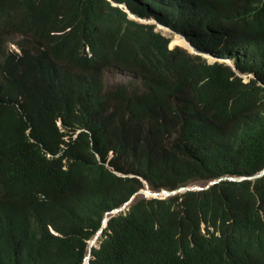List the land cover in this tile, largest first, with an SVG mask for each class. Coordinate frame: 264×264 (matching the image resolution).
<instances>
[{
    "label": "trees",
    "instance_id": "trees-1",
    "mask_svg": "<svg viewBox=\"0 0 264 264\" xmlns=\"http://www.w3.org/2000/svg\"><path fill=\"white\" fill-rule=\"evenodd\" d=\"M114 1L255 79L170 50L107 0H0V264H83L143 181L177 190L264 169V0ZM107 70L138 83L106 87ZM90 264H264V177L139 198Z\"/></svg>",
    "mask_w": 264,
    "mask_h": 264
},
{
    "label": "clouds",
    "instance_id": "clouds-1",
    "mask_svg": "<svg viewBox=\"0 0 264 264\" xmlns=\"http://www.w3.org/2000/svg\"><path fill=\"white\" fill-rule=\"evenodd\" d=\"M110 4H111V6L113 7V8H115V9H118V10H120L121 11V13H123L124 15H125V17H126V19L128 20V21H131V22H134L135 24H138V25H142V26H145V27H147V29H149L152 33H153V36L154 35H161V36H163V37H166V38H168V39H170V42H169V45H168V48L170 49V50H173V49H175V48H179V49H182V50H184V51H186L188 54H190V55H192V56H194V57H198V58H200V59H202V60H205L206 61V63L207 64H209V65H214V64H223V65H226V66H228V67H230L235 73H236V75L238 76V77H240V78H243V80L247 83V82H249L250 81V79H255V74H252V73H242V72H240L239 70H238V68H237V66H236V61H235V59L234 58H230V57H220V56H217V55H215V54H212V53H208V52H204V51H201V50H199V49H197L193 44H192V42L185 36V35H183V34H181V33H179V32H177V31H175L173 28H171L170 26H168V25H166V24H164L163 23V21L161 20V18H160V16H151V17H147V16H144V17H142V16H139V15H137V14H135V13H133L131 10H130V8L128 7V5H127V3L124 1V2H117V1H114V0H107ZM162 26V27H164V28H167V29H169V30H171L172 32H174L176 35H178L182 40H184V42H186L189 46H190V48L192 49V51L191 50H189L188 48H184V47H182V46H180V45H178V44H174L173 43V40L171 39V37H169V36H167L165 33H164V30H160V29H158L157 28V26ZM22 36H18V38H21ZM16 40H18V39H16ZM5 49H6V47H5ZM87 50V52H89V48H87L86 49ZM6 51H7V53H8V51L9 52H16V53H18V54H20V49H19V47H18V45L15 43V42H13V41H11V42H9L8 44H7V49H6ZM109 72H112V73H115V74H120V75H123V76H125V77H127L128 79H130L131 81L132 80H134L136 83H138V80L137 79H135L134 77H132L131 75H129L128 73H122V72H120V71H117V70H107V71H105L104 72V74H103V81H104V83H105V85H106V87H115L116 85H121V84H123V85H130V84H128V83H125V82H119V83H116V84H107V82H106V80H105V75L107 74V73H109ZM247 78H248V80H247ZM247 80V81H246ZM132 87V86H131ZM55 123L57 124V126L62 130V131H64V129H63V121H62V118L61 117H59V118H57L56 119V121H55ZM29 132V131H28ZM81 132V129H79V130H77L75 133H70L69 135H67V136H65L64 137V140H65V142H67V143H69L70 141H73V140H76L77 138H78V135H79V133ZM61 147L64 149L65 148V145H61ZM60 155H61V153L60 154H58L57 155V157H60ZM112 154H110V156H109V160L112 158ZM48 157H51L50 155H48ZM108 160V161H109ZM63 163H66V160H63ZM107 165V167L108 168H110L117 176H119V177H121V178H132V177H130L131 175H126V174H122V173H119V172H117V171H115L113 168H111L110 166H109V164H108V162L106 163ZM264 171V169L260 172V173H262ZM260 173H258V174H260ZM258 174H256V175H258ZM256 175H254V176H256ZM133 177H135L134 175H132ZM225 177H235V176H225ZM253 177V176H252ZM262 177H264V174L262 175V176H260V177H258V178H255V179H252V180H248V181H255V180H257V179H260V178H262ZM222 178H224V177H222ZM248 178V177H247ZM219 179V178H218ZM218 179H213V180H218ZM213 180H210V181H213ZM143 181V180H142ZM210 181H207V182H205L206 184L208 183V182H210ZM223 181H228V180H223ZM222 181V182H223ZM245 181V180H244ZM147 182V181H146ZM230 182H233V181H230ZM241 182V181H240ZM143 183H144V181H143ZM195 183H197V182H195ZM221 183V182H220ZM206 184H204V185H206ZM219 184V183H218ZM217 185V184H216ZM187 186H190V184L189 185H187ZM215 186V185H214ZM150 187V186H149ZM212 187V186H211ZM143 188H145V187H143ZM142 188V189H143ZM141 190V189H140ZM139 190V191H140ZM161 190H163V189H161ZM161 190H159V191H161ZM165 190H167V189H165ZM208 190V189H207ZM152 191H154V190H152ZM159 191H155V192H159ZM168 191H172V190H168ZM205 191V190H204ZM192 192H194V191H192ZM198 192H201V191H198ZM184 193H186V192H184ZM184 193H181V194H184ZM181 194H177V195H175V196H172V197H176V196H178V195H181ZM152 198V197H151ZM169 198H171V197H169ZM169 198H167V199H169ZM147 199V198H146ZM152 199H155V198H152ZM167 199H165V200H167ZM158 200H161V199H158ZM125 204V203H124ZM132 204V203H131ZM131 204L127 207V209H125V210H129V207L131 206ZM120 208V207H119ZM116 209H118V208H116ZM116 209H114V210H116ZM124 211H122L121 213H123ZM1 213V212H0ZM108 213V212H107ZM121 213H119V214H121ZM119 214H117V215H119ZM117 215H115V216H117ZM105 216V215H104ZM115 216H113V217H115ZM104 219V218H103ZM111 219V218H110ZM0 221H2L4 224H5V222H4V220L2 219V217H1V214H0ZM103 222V221H102ZM108 226V225H107ZM102 227V226H101ZM107 228V227H106ZM105 228V229H106ZM101 229V228H100ZM99 229V230H100ZM104 229V230H105ZM98 230V231H99ZM97 231V232H98ZM96 232V233H97ZM104 232V231H103ZM202 233L203 234H206V231H205V228H204V225L202 226ZM103 234V233H102ZM57 235V234H56ZM96 235V234H95ZM94 235V236H95ZM218 235H219V233H218ZM101 237V236H100ZM99 237V238H100ZM93 239V238H92ZM91 239V240H92ZM90 240V241H91ZM89 241V242H90ZM98 241H99V239H98ZM98 241H97V243H98ZM89 242H88V248H89ZM94 247L95 248H97L98 247V245H96V243H95V245H94ZM93 247V248H94ZM92 248V249H93ZM87 255H88V253H87ZM86 258V257H85ZM91 258H92V252H91ZM84 263V262H83Z\"/></svg>",
    "mask_w": 264,
    "mask_h": 264
},
{
    "label": "water",
    "instance_id": "water-1",
    "mask_svg": "<svg viewBox=\"0 0 264 264\" xmlns=\"http://www.w3.org/2000/svg\"><path fill=\"white\" fill-rule=\"evenodd\" d=\"M264 174V171L256 176L253 177H224V178H219L218 180H213L208 182L206 185L204 186H185V187H181L177 190H172V191H168V190H161L162 192H155L152 191L148 185V183L146 181H144L145 183V188L141 189L140 191L136 192L131 198L130 200H128L125 204H123L120 208L113 210L111 212H108L105 214L103 222H102V227L101 229L96 233V235L93 237V239L89 242V248H88V255L86 256V258L84 259V263L83 264H90V259H91V252H92V248L94 247L95 243L98 241L99 237L102 235L104 229L107 227L108 225V221L110 220V218H112L113 216L121 213L122 211H124L125 209H127V207L133 203V201L136 199V197L139 194H147V191L149 190L150 192H152V196H148V197H152L155 199H161V200H165L169 197L175 196L177 194H180L182 192H192V191H204L209 189L211 186H214L220 182H222L223 180H228V181H233V182H240V181H244V180H252L255 178H258L260 176H262ZM130 177H133L132 175ZM145 191V192H144ZM158 193H162V194H166V197H158L155 196Z\"/></svg>",
    "mask_w": 264,
    "mask_h": 264
},
{
    "label": "rangeland",
    "instance_id": "rangeland-1",
    "mask_svg": "<svg viewBox=\"0 0 264 264\" xmlns=\"http://www.w3.org/2000/svg\"><path fill=\"white\" fill-rule=\"evenodd\" d=\"M105 80L107 82V84H116V83H119V82H125V83H128L132 86V81L130 79H128L127 77L123 76V75H120V74H115V73H112V72H109L105 75ZM248 80V78H247ZM246 80V81H247ZM137 85V83H136ZM144 184V187H145V183ZM204 184H206L205 182H197V183H191L190 186L192 185H195V186H204ZM149 185V184H148ZM151 189V188H150ZM152 190V189H151ZM184 193V192H182ZM181 194V193H180ZM139 198H147V199H152L151 197H148V196H145L144 194H139L136 199L133 201V203L139 199ZM132 203V204H133ZM131 204V205H132ZM127 210H124L123 213H125ZM98 245V243H97Z\"/></svg>",
    "mask_w": 264,
    "mask_h": 264
},
{
    "label": "bare ground",
    "instance_id": "bare-ground-1",
    "mask_svg": "<svg viewBox=\"0 0 264 264\" xmlns=\"http://www.w3.org/2000/svg\"><path fill=\"white\" fill-rule=\"evenodd\" d=\"M157 28L160 29V30H164V33L167 36L171 37V39L173 40V43L174 44H178V45H180V46H182L184 48H188L189 50L192 51V49L190 48V46L186 42H184V40H182L178 35H176L174 32H172L171 30H169L167 28H164L162 26H159V25L157 26ZM159 192H162V191H159ZM152 194L153 193L148 190L147 191V194H145V196H150V195L152 196ZM155 196H158V197H166V194L158 193Z\"/></svg>",
    "mask_w": 264,
    "mask_h": 264
}]
</instances>
